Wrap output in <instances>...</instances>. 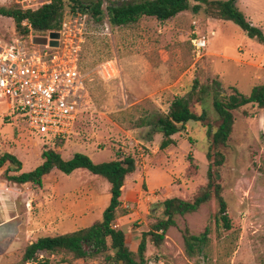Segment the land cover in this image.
I'll list each match as a JSON object with an SVG mask.
<instances>
[{
  "label": "rangeland",
  "instance_id": "374dc122",
  "mask_svg": "<svg viewBox=\"0 0 264 264\" xmlns=\"http://www.w3.org/2000/svg\"><path fill=\"white\" fill-rule=\"evenodd\" d=\"M48 1H34L35 8ZM127 1L133 0H103V7ZM197 3L191 0V6ZM13 4L18 3L0 0L1 6ZM236 5L264 31V0H238ZM71 10L72 2L66 0L65 16L74 13ZM80 11L86 16V33L79 65L86 74L88 96L74 132L64 139L35 133L11 112L0 94V156L15 154L23 162L21 171L41 164L46 147L64 159L85 151L95 162L116 158L117 152L134 156L136 170L127 177L121 197V209L127 214L114 225L125 230L127 245L139 258L142 232L166 217L162 202L174 196L193 200L208 183L211 139L207 126L188 122L175 134L176 143L162 149L157 116L167 114L173 99L187 96L198 82L200 88H207L193 97L192 110L199 114L206 110L215 131L219 126L213 104L217 91L229 96L237 88L249 95L255 85L264 84V43L236 22L213 17L205 6L198 12L190 7L166 21L148 18L145 34L134 29L135 23L112 26L106 15L97 20ZM36 35L46 36L36 31L22 36L13 18L0 14V36L30 45ZM198 36L208 43L201 52L192 41ZM108 60L114 61L117 73L106 79L100 70ZM234 117L228 145L223 147L226 160L218 169L232 228L217 226L218 204L212 199L196 212L178 215L160 245L148 236V264H264V109L250 103L235 110ZM8 166L0 169V264H25L26 247L42 235L89 226L71 222L74 213L84 212L78 211L80 206L93 222L108 205L110 183L88 169L69 175L53 169L45 176V187H40L8 180ZM10 173L17 171L11 168ZM206 227L210 228L208 243L189 256L185 232L199 234ZM111 252L86 258L67 251L46 255L51 264H111L106 259Z\"/></svg>",
  "mask_w": 264,
  "mask_h": 264
},
{
  "label": "trees",
  "instance_id": "16d2710c",
  "mask_svg": "<svg viewBox=\"0 0 264 264\" xmlns=\"http://www.w3.org/2000/svg\"><path fill=\"white\" fill-rule=\"evenodd\" d=\"M70 1L72 12L86 11L97 20H102L106 15L112 26L131 25L144 16L166 21L190 7L198 12L205 6L207 12L213 17L236 22L250 37L264 43V31L248 20L239 10L236 5L238 0H196L198 3L193 6H191V0H133L117 4L110 3L106 10L103 7V0ZM65 8L66 0H49L38 8H23L19 4L0 5V14L12 17L16 31L22 36H29L32 31L43 32L47 35L51 31L61 29ZM193 88L187 96H176L171 102L169 112L157 116L155 125L157 131L163 134L160 144L162 149L175 143L173 135L185 129L188 122L201 121L207 126V133L211 139L207 151L210 162L208 183L193 200L174 196L162 202L166 217L154 222L150 230L142 232L136 253L139 258L135 257V253L127 245L125 230L114 225L118 217L127 214V211L121 209V197L127 177L136 170L134 156L117 152L116 158L95 162L89 155L76 152L72 158L64 159L61 153L46 147L42 151L43 162L29 171H21L23 162L15 154L5 152L0 156V169L9 164L5 177L18 184L31 183L35 186H43L45 176L53 169L69 175L80 168L88 169L91 173L104 177L110 183V199L100 219L90 226L72 232L38 237L25 249L23 255L25 264H51V259L46 253L67 251L73 253L76 258H86L110 250L112 252L106 255V259L111 264H148L146 257L148 236L152 237L156 245H160V241L164 240L170 226L176 225L178 215L183 216L196 212L212 199H216L218 204L214 213L217 226L225 229L232 228L228 203L219 182L218 169L226 160L223 147L228 145L233 131L234 111L250 103L257 104L264 109V84L255 85L249 95L243 94L237 88H234V92L229 96H221L217 91L213 104L218 112L219 126L215 131L212 130L211 123L208 121L207 111L203 110L199 114L191 107L193 97L199 92H204L207 86L200 88L199 83L196 82ZM200 99L203 97L200 96ZM190 159H193L191 155ZM11 168H15L17 173L11 174ZM209 233V227L199 234L185 232L186 252L189 256H194L203 249L209 241Z\"/></svg>",
  "mask_w": 264,
  "mask_h": 264
},
{
  "label": "built area",
  "instance_id": "2783aa9c",
  "mask_svg": "<svg viewBox=\"0 0 264 264\" xmlns=\"http://www.w3.org/2000/svg\"><path fill=\"white\" fill-rule=\"evenodd\" d=\"M34 1L16 0L23 8H35ZM59 32L58 46L38 44L34 36L30 45L0 36V94L32 131L64 139L74 132L88 96L86 74L79 65L85 14L77 10L65 16ZM192 41L197 52L208 44L203 36ZM100 72L106 79L114 77V61L102 63Z\"/></svg>",
  "mask_w": 264,
  "mask_h": 264
},
{
  "label": "crops",
  "instance_id": "0c3cea01",
  "mask_svg": "<svg viewBox=\"0 0 264 264\" xmlns=\"http://www.w3.org/2000/svg\"><path fill=\"white\" fill-rule=\"evenodd\" d=\"M148 18H151L150 16H144V17H142L138 22H136L135 24V30L136 31H138L139 33H143V34H145V24H146V22H148ZM142 29H144V31L142 30ZM160 31H162V29L160 30ZM157 132H159V131H157ZM160 134H162L161 132H160ZM173 138H174V140H175V143H176V136L175 135H173ZM151 141H152V139H151ZM175 143H173V144H175ZM85 153H87V154H89L87 151H85ZM45 179L46 178H44V183H43V186H44V184H45ZM25 184H27V183H25ZM40 187H42V186H40ZM45 187V186H44ZM124 187V186H123ZM107 206V205H106ZM90 207H92V206H90ZM79 210V212H83V210H84V212L83 213H81V214H79V215H77L76 213H74L75 215H74V217L71 219V222L72 223H74L75 225H78V224H80L81 222H84L85 224H86V222H87V224L89 223V226L91 225V224H93L95 221H89V220H91V219H89V217L87 216V214H86V212H85V209H83L81 206L78 208ZM105 209V208H104ZM104 211V210H103ZM103 213V212H102ZM82 214H84V215H82ZM102 216V215H101ZM101 216H100V218H101ZM99 218V219H100ZM91 222V223H90ZM88 226V225H87ZM86 226V227H87ZM85 227V226H84ZM83 227V228H84ZM82 228V227H81ZM81 228H78V229H81ZM78 229H76V230H78ZM75 231V230H74Z\"/></svg>",
  "mask_w": 264,
  "mask_h": 264
},
{
  "label": "water",
  "instance_id": "95a60500",
  "mask_svg": "<svg viewBox=\"0 0 264 264\" xmlns=\"http://www.w3.org/2000/svg\"><path fill=\"white\" fill-rule=\"evenodd\" d=\"M59 38H60L59 31H51L48 36L47 35L34 36V41L38 44H47L49 42L52 46H58Z\"/></svg>",
  "mask_w": 264,
  "mask_h": 264
}]
</instances>
